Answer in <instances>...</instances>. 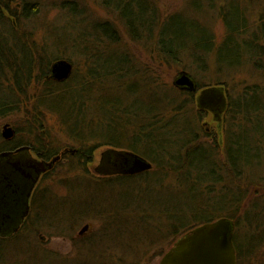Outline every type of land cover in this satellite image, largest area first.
<instances>
[{
	"label": "trees",
	"instance_id": "obj_1",
	"mask_svg": "<svg viewBox=\"0 0 264 264\" xmlns=\"http://www.w3.org/2000/svg\"><path fill=\"white\" fill-rule=\"evenodd\" d=\"M77 1L83 0H74L70 6L63 4L68 13L77 14ZM101 1L104 11L112 18H104L57 44L62 49L71 48L76 55L73 61L65 51L43 47L44 41L36 40L34 32L26 31L24 21H31L39 10L36 1L0 0V119L30 108L24 112L29 119L23 130L25 138L22 141L15 137L0 138V152L28 145L33 151L43 153L44 158H50L56 151H51L50 142L39 136L50 132L45 128V116L53 115L57 127L65 130L77 149L69 155L70 160L80 164L82 173H88V177H69L68 193L54 205L49 198L41 196L39 211L35 213L39 217L41 209L42 221L54 214L50 217L55 220L54 233L70 238L73 247H77L75 260L85 259V264H143V259L149 261V255L155 252V256L160 255L161 248L177 236L220 217L233 221L237 264H264L261 212H255L254 208L246 212L247 200L238 193L214 192L215 187L225 189L229 180L238 186L237 180L249 177L250 167L259 164L264 131L258 116L261 118L263 113L251 100H259L264 90L245 87L233 97L234 87H228V79L221 81L219 76H210L206 81L193 79L194 91L181 89L159 81L160 74L151 71L127 44L130 41L160 63L175 65L177 70L181 67L191 74L206 70L204 62L212 51L216 52L217 63L227 65L229 71L242 66L245 58L262 70L263 21L260 26L255 24V28L250 26L251 10L241 12L236 19L238 25L219 14L226 26V36L218 46L213 32L199 22L196 13L183 16L175 11L162 17L154 0ZM251 28L257 32L253 37L246 36ZM55 57L72 64L69 77L61 82L50 76ZM33 83L37 86L36 94L30 92ZM200 95L207 99L199 101ZM229 113L237 128L229 134L223 128V141L211 132L214 135L209 139L211 148H203L199 137L211 134L205 130V118L211 116L219 124L224 119L225 126ZM255 124L261 127L254 131L256 141L251 145L245 138L246 128ZM98 148L130 150L148 159L158 173L176 179L172 185L163 183L165 177H151L155 173L150 170L136 175L97 177L88 165ZM223 173L228 180L222 178ZM134 179L135 182L155 179L168 197L173 192L179 193L184 205L180 216L185 223L175 225L178 221L169 212L160 220L149 215L142 186L137 197L131 196V202L122 200L119 194L128 191L127 185ZM83 182H86L84 186ZM109 184L119 186V197L115 200L109 197L108 190L112 191ZM66 206L69 209L65 212ZM194 214L198 217L193 219ZM186 215L190 217L185 218ZM83 220L101 225L93 237L75 239V226ZM25 224L23 230L34 237L45 222L38 227L29 225L30 229ZM111 229L110 240L102 239ZM16 241L12 237L0 238V264L7 262L2 252L5 245Z\"/></svg>",
	"mask_w": 264,
	"mask_h": 264
},
{
	"label": "rangeland",
	"instance_id": "obj_2",
	"mask_svg": "<svg viewBox=\"0 0 264 264\" xmlns=\"http://www.w3.org/2000/svg\"><path fill=\"white\" fill-rule=\"evenodd\" d=\"M11 0H9L10 2ZM35 7H38L39 10L37 11V15L31 17V21L25 20L24 21V27L26 31L34 32V38L38 41H44L43 47H46L47 49L50 48V50L55 51L60 49V51H65V54L67 56H70V59L76 58L75 54H72L71 48L62 49L60 45H57L60 43V41H68V38L72 35H76L77 32L81 33L89 26H92L97 23H100L104 20V18H112V15H107V13L103 9V3L101 0H83L81 3L79 1L76 2V10L77 14L72 15L68 13L67 7L72 5L74 0H34ZM156 3V6L159 8L162 17L167 16L171 13L181 12V15L183 16H190L193 13H196V16L200 19L199 22L208 27L212 32L213 36L215 38L216 45L220 46L223 42V39L226 36L225 31V23L224 21L219 17V14L221 16H225L228 18L234 25H238L239 23L236 21V19L242 14L241 12L245 13L249 10L252 11V13H249L248 17L250 18L249 25L252 27H256L258 24L259 26L264 23V0H154ZM66 5L64 7V5ZM212 5V7L210 6ZM200 5V6H199ZM199 6V7H198ZM198 7V9L196 8ZM186 11V12H185ZM185 13V14H183ZM91 27V28H92ZM122 29V28H121ZM262 30H264V25L262 27ZM254 32H257V29L253 30L252 28L249 30V32L246 33L249 35V37L254 36ZM125 34V33H124ZM128 45H131V50L137 54L138 57L143 59L144 62H146L150 68L151 71H154L155 73L160 74L161 78H158L159 81H165L168 84L173 85V81L175 78L179 75V73L182 71L181 67H177L176 69L175 65L166 64V63H160V61L156 58H152V56L148 55L147 50H143L139 46H135L131 44L130 41H127ZM70 46V45H69ZM66 48V47H65ZM66 56V57H67ZM73 60V61H74ZM216 62V63H215ZM205 65L207 67H204L206 70L204 72L200 71L199 73L192 72L190 73L192 79L194 81H206L208 77L213 76L217 77L219 76V79L221 81H224V79H228V84L231 87H234L233 91V97H236L238 93L243 92V88L245 87H251L256 88L257 91L264 90V69L259 70L254 66L249 58H245V61H243V65L235 66L232 71H229L227 69V65L217 63L216 61V52L212 51L210 56L205 59ZM215 68H219L216 70ZM262 68V67H261ZM157 72H156V71ZM229 77V78H228ZM162 79V80H161ZM35 91V92H34ZM37 86L34 85V83L30 86V92L36 94ZM248 92V91H247ZM181 97H184L181 96ZM255 105L258 103L264 107V94L259 97V100L254 99L251 100ZM250 105V102H247ZM30 110V108H28ZM26 108H24V112L28 111ZM264 114V111L261 110ZM221 113V112H220ZM262 114V117L259 118V124L262 125H254L253 127L248 126L246 128V134L245 138L246 140L251 144H255V136L256 133L254 132L259 127H261V130L264 131V116ZM212 115V114H211ZM213 116V115H212ZM214 117V116H213ZM257 118V116L255 117ZM29 119L25 118V115L23 113L12 115V116H6L4 118L0 119V138L3 139L2 131L4 130V125L7 124L8 127L12 130L11 138L7 139L10 140L12 138H20L18 141H22L21 138H25V135L23 133V130H25L26 122ZM232 118L230 116V113L226 115L225 117V126H224V119L223 124L218 123V120L215 121L212 119L211 116L208 118H205V130L207 132L216 133L218 136V139L220 141H223L224 139V133L223 128H225L224 131H227L231 133L234 128H237V124H232ZM201 122V120L199 121ZM45 123L46 127L50 132L40 135L39 138L49 141V149L51 151H59L64 147L71 146L74 147L73 142H71L65 134V130L62 128L57 127V122L55 119V116L49 115L45 117ZM213 133L207 134V135H201L199 137L200 140H198L199 143L203 146V148H211L209 146V143L211 142L209 139L211 137H214ZM225 133V135L227 136ZM241 136V133L239 134ZM225 136V137H226ZM203 140H205L206 143H203ZM264 144V142H263ZM5 146V145H4ZM263 150L260 152L259 157V164L256 166H251V175L249 177H241L237 181L239 184L233 185L230 180L228 186L224 189L223 187H215L214 192H219V194L225 195L228 193H238L240 196L246 198V204L244 206V209L246 212L247 209H250V212L253 211V208L255 209V212L260 211V219L263 223L264 229V145ZM99 158V155L93 156L92 162L88 165V169L90 172H94V166L97 163ZM224 159V158H223ZM261 163V164H260ZM154 169V170H153ZM153 169H150V172L155 174H151V177H165L166 184L172 185L174 179L176 177L170 176H163V174H160L157 172V169L153 167ZM88 173H82V168L80 164H78L76 161H71L69 158V155L66 159L58 161L54 167V169L47 173L42 182L40 183V197L45 196L50 199L51 204L54 205L59 200H61L65 195L68 193L67 183L69 181V177H88ZM222 178L229 179L228 177H224V173L222 174ZM89 177H91L89 175ZM155 179H148L144 181H137L131 180L129 182V185H127L128 191L121 192L118 190V185L116 184H109V187L112 191L108 190L109 197L113 198L115 200L119 194L121 196V199L127 202H131V196L137 197L138 195L137 191L139 190V187L142 186V188H145L142 193H145L146 201H147V210H149V215H151L153 218H158L159 220L163 217H165V213L169 212L171 213L178 222L175 225H180L182 223H185L184 217L180 216L181 211L184 210V205L182 203V199L179 198V193H172L169 197L166 195V193L160 189V184L158 185L157 182L154 181ZM87 182V181H86ZM86 182H83L82 185L84 186ZM104 187V186H103ZM103 190V188H100ZM229 191V192H228ZM106 192V191H105ZM213 192V193H214ZM141 193V194H142ZM218 194V195H219ZM105 196V194H104ZM118 196V197H119ZM56 197V200L54 201ZM144 197V198H145ZM103 195L99 198L102 199ZM198 197H195V199ZM41 200V199H40ZM39 200L38 206L35 207L33 205V208L29 212L27 216V220L25 223L28 225L27 228L31 222L35 224V226L38 227L41 223L45 222L42 227L40 226V230L35 232V236L31 237L29 234L24 236L23 238L16 241V238L18 236V233H15L12 236V239H15V243L6 244L5 249H3V253L6 255V261L5 264H85V259H76L74 258L75 252L77 250V247H73V241L69 238H64V236H60L58 233H54V227L55 220L51 219L50 217H54V214L50 213L48 216L44 218V220H41V214L42 211L40 209V216L38 217L35 211L40 208L41 201ZM44 205H46V201H42ZM69 206L64 207V211H68ZM39 211V210H37ZM245 212V213H246ZM256 214V213H255ZM258 216V215H257ZM189 215H186L185 218H189ZM198 215L194 214L193 219L197 218ZM86 222H90L87 220H83L80 222V224H77L75 226L74 232L76 233L81 225H83ZM93 223H96V221H92ZM165 223V222H164ZM101 223H99V226ZM65 227H70L69 225H64ZM35 227V228H36ZM24 230L25 227H23ZM30 229V227H29ZM38 229V228H36ZM23 229L24 233L25 232ZM73 232V233H74ZM113 230L111 229L108 234H105L102 236V239H105L109 241L108 239L112 235ZM39 235H43V239L39 237ZM82 237L79 239L84 240L87 239V234H81ZM86 236V237H85ZM178 237V236H177ZM177 237L174 239V241L177 239ZM20 238V235H19ZM76 239V238H75ZM167 243L165 244L161 249L163 250L161 253L164 255V253L171 247V245L174 243ZM31 242V243H30ZM263 251V258H264V244L261 248ZM156 253V252H155ZM155 253H151L149 255V261H146V259H143V264H158L159 257L161 255L155 256ZM237 258V255H236ZM152 259V261H151ZM238 262V260H237ZM92 264H98L97 262H92ZM127 264V263H125Z\"/></svg>",
	"mask_w": 264,
	"mask_h": 264
},
{
	"label": "water",
	"instance_id": "obj_3",
	"mask_svg": "<svg viewBox=\"0 0 264 264\" xmlns=\"http://www.w3.org/2000/svg\"><path fill=\"white\" fill-rule=\"evenodd\" d=\"M51 72L55 79L64 80L71 73V63L64 59L58 60L51 66ZM173 84L181 89L196 90V84L186 71H181ZM204 98L200 95L198 99L200 101ZM12 133V130L5 124L2 131L4 139L11 138ZM25 149H27L26 146H23L17 151ZM110 154L115 160L121 159L124 163V167L117 171L120 174H137L152 168V163L148 159L135 152L113 151ZM7 157L11 160L12 152L0 153V160ZM56 159L57 157L47 163L38 162L39 169L37 168L36 171L39 173L45 168H50ZM12 166L24 177H32L31 173L26 171L18 161L12 162ZM87 229L88 226H84L80 232ZM233 231V221L227 217L197 225L179 236L161 256L158 264H237Z\"/></svg>",
	"mask_w": 264,
	"mask_h": 264
},
{
	"label": "flooded vegetation",
	"instance_id": "obj_4",
	"mask_svg": "<svg viewBox=\"0 0 264 264\" xmlns=\"http://www.w3.org/2000/svg\"><path fill=\"white\" fill-rule=\"evenodd\" d=\"M206 99L207 97H205V100ZM23 146H26L27 149L17 151ZM97 150L99 158L94 166L97 177L104 178L115 177L117 175H136L120 174L117 172L124 167V163L121 159L115 160L110 156V153L118 149L98 148ZM125 151L131 152L130 150ZM2 152H12L11 160H9L8 157L0 160V238L7 239L12 237L19 230L21 231L23 229L25 224L24 220L33 208V205L35 207L38 206L41 193L40 183L42 182L44 176L54 169L58 161L66 159L68 155L76 153L77 150L71 151L64 147L48 159L42 156L43 153L33 151L28 145L15 146L13 148L5 149ZM56 157V161L53 162L50 168H45V170L39 173L36 171L37 168L39 169L37 165L38 162L47 163ZM15 161H18V163H20L26 171L30 172L32 177H24L17 170H14L12 162ZM36 224L37 223L35 222V224L33 223L32 225L35 226ZM98 225L99 223L97 222H86L81 225L82 227H80L76 233H73V237L79 239L82 237V233L87 234L86 236L89 235L88 237H93L97 232ZM84 226H88V229L81 233L80 230ZM39 237L43 239L44 236L39 235ZM118 255L119 254H117V256Z\"/></svg>",
	"mask_w": 264,
	"mask_h": 264
},
{
	"label": "bare ground",
	"instance_id": "obj_5",
	"mask_svg": "<svg viewBox=\"0 0 264 264\" xmlns=\"http://www.w3.org/2000/svg\"><path fill=\"white\" fill-rule=\"evenodd\" d=\"M54 59H55V60H54ZM54 59H53L54 61L51 63V65H53L54 63H56L58 60H61V59H57L56 57H55ZM64 60H65V59H64ZM71 72H72V64H71ZM50 73H51L50 76L53 77V79L56 80L57 82H61V81H64V80L67 79V78H66V79L61 80V81H60V80H57V79L54 78V76H53L51 70H50ZM172 83H173V82H172ZM173 85H174V84H173ZM257 106L260 107L261 110L264 109V107L261 106L259 103L257 104ZM21 113L24 114V110H21ZM46 116H49V115H46ZM46 116H45V117H46ZM1 136H2V135H1ZM2 137H3V136H2ZM3 138H4V137H3ZM6 140H7V139H6ZM65 148L68 149V150H73V151H74V150H77L75 147H71V146H67V147H65ZM116 151H122V152H125V150H122V149H118V150H116ZM14 170H15V169H14ZM147 171H148V170H147ZM94 172H95V170H94ZM18 232H19L18 235H20V238H19V239L23 238L24 236L26 237V235H27V233H24L23 231H20V230H19Z\"/></svg>",
	"mask_w": 264,
	"mask_h": 264
}]
</instances>
